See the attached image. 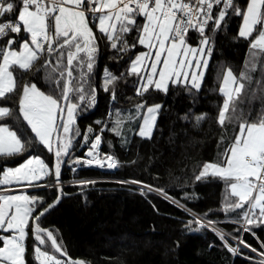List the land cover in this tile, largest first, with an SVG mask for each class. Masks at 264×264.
<instances>
[{"label": "snow or ice", "instance_id": "obj_1", "mask_svg": "<svg viewBox=\"0 0 264 264\" xmlns=\"http://www.w3.org/2000/svg\"><path fill=\"white\" fill-rule=\"evenodd\" d=\"M230 16L241 18L236 37L248 40L251 58H246L239 77L230 68L223 71L219 86L223 102L218 111V123L222 127L226 122L233 124L238 131L234 132L223 160L205 162L194 179L200 181L211 177L222 181L235 199L225 203L221 210L226 216L240 210L237 212L239 218L232 222L240 224L244 232L252 233L253 227L264 225V98L256 117H253L251 106L245 112L237 106V100H242L245 82L252 81L250 73L257 67V57L264 56V0H245L244 6L238 0H0V40L3 41L0 45V98L6 101V94L13 93L15 70L28 72L45 55L47 58L36 71L44 70L49 87L46 92L36 83H24L19 93L18 116L30 129V134L22 137L7 123L0 124V155H21L25 145L32 144L36 150H47L55 158L49 166L39 155L29 153L18 166L0 168V186H5V191L12 185L40 189L45 185L39 181L52 176L54 183L49 187H55L58 193L53 203L46 206L44 197L38 194L0 195V232L5 233L0 235V264H27L29 228L36 242L34 254L38 264H65L52 252L42 250L41 246L50 242L54 253L66 256L53 232L42 228L40 221L64 194L61 169L68 163L65 157L74 147V136L82 135L88 143L89 135L93 134L91 127L81 133L73 126L79 111L97 103L98 88L109 95L113 107L117 81L125 76L137 77L134 89L137 96H143L150 89L167 93L169 84L199 91L214 51V37L223 25H227ZM190 30L198 34L195 46L189 42ZM21 33L24 35L19 39L11 35ZM100 41L106 42L105 48L113 50L110 58H116L115 53L130 54L125 61L128 65L126 73L113 75L105 67L98 84H94ZM137 45L147 51L130 52ZM145 103H138L135 112H129L127 116L118 110L115 119L110 121L111 127L106 122L96 121L102 125L100 134L94 135L85 158H76L71 163L116 168L118 161L113 155L104 153L103 158L101 156V134L110 131L117 137H124L125 123L139 119L136 134L151 139L161 105L153 104L145 110ZM11 116L9 107L0 106V119ZM203 118V114L198 115L196 121ZM71 170L75 172L76 168ZM117 182L143 184L137 180ZM144 189L170 198L163 189L146 184L140 189L141 195H146ZM188 198L186 194L185 199ZM176 204L193 217L182 222L185 230L192 232L208 227L215 231L230 254L253 259L228 242L224 231L215 227L216 221L193 215L192 210L180 201ZM232 239L261 257L256 264H264V251L258 252L239 235ZM261 248L264 249V241H261ZM67 264L85 262L69 259Z\"/></svg>", "mask_w": 264, "mask_h": 264}, {"label": "trees", "instance_id": "obj_2", "mask_svg": "<svg viewBox=\"0 0 264 264\" xmlns=\"http://www.w3.org/2000/svg\"><path fill=\"white\" fill-rule=\"evenodd\" d=\"M238 3L244 6L245 0H238ZM227 19V25H223L214 37V51L199 91L169 84L167 93L150 89L143 96H137L134 90L137 77L125 76L116 84L115 107L109 95L98 88L97 103L77 113L73 128L85 133L91 127L93 134L89 135L88 143L84 142L82 135L74 136V147L65 157L68 163L63 164L61 169L64 194L40 221L42 228L53 232L70 259L82 260L85 264H256L260 259L257 253L244 248L232 237L239 235L258 252L264 251L261 248L264 225L253 227L252 233L255 235L244 232L240 224L232 222L239 218L237 212L240 210L229 212L227 216L222 213L223 205L235 199L224 183L211 177L200 181L194 179L205 162L223 160L234 132L238 131L233 124L226 122L222 127L218 123V111L223 102L219 86L224 70L230 68L239 77L246 58L251 57L248 40L236 37L241 18L230 16ZM11 35L19 39L24 34ZM196 36L198 34L194 32L189 39L194 46L198 43ZM105 43L100 41L94 84H98L105 67L117 76L126 73L128 67L125 61L130 53H115L116 58H110L113 50L105 48ZM138 51L145 49L137 45L130 50ZM46 58L45 55L28 72L15 70L16 87L13 93L6 94V101L0 98V106H7L12 111V116L0 119V124L7 123L10 129L22 137L30 134V129L18 116L19 93L26 82L36 83L42 91H49L44 70L41 69L39 73L36 71ZM52 59L54 61L55 57ZM257 60L256 69L250 73L252 81L245 82L242 100H237V106L245 112L249 106L253 108V117L259 114L264 98V56H258ZM141 101L146 102L145 110L153 104L161 105L151 139L136 134L141 122L136 119L125 123L124 137H117L110 131L101 134V156L104 153L113 155L118 161L116 168L76 166L71 163L76 158H85L94 135L100 134L102 125L96 121L106 122L111 127L110 121L115 119L118 110L127 116L129 112H135V106ZM201 114L204 118L197 122L196 116ZM29 153L39 155L49 166L53 163V154L47 150H36L35 145L27 144L21 155H0V168L18 166ZM72 167L76 168L75 172L71 170ZM132 180L143 184L117 182ZM78 181L95 183L80 185L76 183ZM39 183L45 187L28 188L27 194L43 196L45 206L53 203L58 195L55 187H49L54 183V177H46ZM145 184L163 189L170 198L156 191L148 192L147 189H144L146 195H141L140 189ZM0 190L3 188L0 187ZM186 194L188 199H185ZM176 201L191 209L193 215L216 221L215 227L224 231L228 242L253 259L230 254L222 246L215 231L208 227L192 232L185 230L182 222L193 217L178 207ZM28 232L25 259L27 264H38L34 254L36 242L30 228ZM41 247L62 259L51 249L50 242Z\"/></svg>", "mask_w": 264, "mask_h": 264}, {"label": "rangeland", "instance_id": "obj_3", "mask_svg": "<svg viewBox=\"0 0 264 264\" xmlns=\"http://www.w3.org/2000/svg\"><path fill=\"white\" fill-rule=\"evenodd\" d=\"M88 151V150H87ZM86 151V152H87ZM86 154V153H85ZM102 158H103V156H102ZM92 166H95V165H92ZM2 175V174H1ZM0 187H2L3 188V190H0V195H8V194H19V193H21V192H24V193H26L27 194V192L25 191V189H28V188H10V187H15V185H12V186H7L8 187V191H5V186H0ZM229 192H230V190H229ZM202 219H204V218H202ZM5 233H3V232H0V235H4ZM259 258H261V257H259Z\"/></svg>", "mask_w": 264, "mask_h": 264}, {"label": "water", "instance_id": "obj_4", "mask_svg": "<svg viewBox=\"0 0 264 264\" xmlns=\"http://www.w3.org/2000/svg\"><path fill=\"white\" fill-rule=\"evenodd\" d=\"M54 159H55V158H54V156H53V163H54ZM53 163H52V164H53ZM56 204H57V203H56ZM56 204H55V205H56ZM51 209H52V208H51ZM51 209H49V211H50ZM222 213L224 214V212H223V211H222ZM45 214H46V213H45ZM57 254L60 256V254H59V253H57ZM60 257H61V258H62V260H64L66 263H67V261L70 259V258H69V257H67V256H63V257H62V256H60ZM71 260H72V259H71ZM72 261H75V260H72Z\"/></svg>", "mask_w": 264, "mask_h": 264}, {"label": "built area", "instance_id": "obj_5", "mask_svg": "<svg viewBox=\"0 0 264 264\" xmlns=\"http://www.w3.org/2000/svg\"><path fill=\"white\" fill-rule=\"evenodd\" d=\"M194 32L190 30L189 32V37L191 36V34H193ZM1 41V40H0Z\"/></svg>", "mask_w": 264, "mask_h": 264}, {"label": "crops", "instance_id": "obj_6", "mask_svg": "<svg viewBox=\"0 0 264 264\" xmlns=\"http://www.w3.org/2000/svg\"><path fill=\"white\" fill-rule=\"evenodd\" d=\"M145 51H147L146 49H145ZM154 128V127H153ZM25 191H26V189H25Z\"/></svg>", "mask_w": 264, "mask_h": 264}]
</instances>
